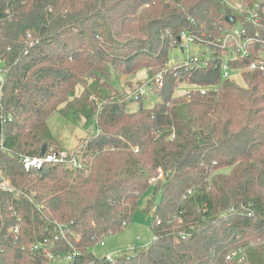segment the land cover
I'll list each match as a JSON object with an SVG mask.
<instances>
[{"label": "trees", "instance_id": "1", "mask_svg": "<svg viewBox=\"0 0 264 264\" xmlns=\"http://www.w3.org/2000/svg\"><path fill=\"white\" fill-rule=\"evenodd\" d=\"M228 14L242 17L223 0H0V183H9L0 186V264L66 254L68 264H102L94 246L149 191L143 210L156 239L114 264H264V74L236 82L213 66L181 79L170 70L154 104L133 110L115 84L165 68V29L214 38L231 26ZM181 81L214 89L175 94ZM56 113L96 125L69 152L82 167L25 168L42 147L66 150L49 122ZM237 250L241 261L230 258Z\"/></svg>", "mask_w": 264, "mask_h": 264}, {"label": "built area", "instance_id": "2", "mask_svg": "<svg viewBox=\"0 0 264 264\" xmlns=\"http://www.w3.org/2000/svg\"><path fill=\"white\" fill-rule=\"evenodd\" d=\"M223 1L242 13V17L239 19L233 15L236 19L235 23L222 28L219 35L214 38L203 37V34L197 35L188 30H182L175 36L169 29H165L161 36L162 39L166 38L169 43V54L165 68L148 78L144 85L132 93L126 94L124 98L131 100V102H137L139 105L143 96L146 97L148 93H153L154 86L162 87L164 76L170 70H172L173 76L181 79L182 74L190 75L193 72L213 66L217 68L221 81L232 80L236 82L242 81L244 71H257L264 74V19L261 18L264 7L258 9L259 4L250 6L243 0ZM191 20L193 21V19ZM171 53L172 56H170ZM238 78L240 81L237 80ZM181 84L188 87L185 92L180 94L189 93L192 89H198L201 94H206L209 89H214V85L211 84L201 87L187 84L186 81H181ZM66 161L69 162L71 168L80 169L82 167L81 161L74 155L69 157V152L66 150L60 153H44L43 156L25 157L24 166L29 168L30 166H40L44 162ZM161 175L160 172L159 176ZM0 186L6 188L9 187V183L3 180ZM188 193L191 194V191ZM155 220L157 223L160 221L158 216ZM14 230L17 231V228ZM186 236L187 234L181 233L176 240L180 242ZM151 237L150 242L155 241L156 237L154 235ZM104 239L99 240L97 244L103 245ZM135 247L118 251L114 257L110 254L104 255L102 264H114L119 256L132 251ZM55 257L70 261L73 254ZM230 258L241 261L240 251H234Z\"/></svg>", "mask_w": 264, "mask_h": 264}, {"label": "rangeland", "instance_id": "3", "mask_svg": "<svg viewBox=\"0 0 264 264\" xmlns=\"http://www.w3.org/2000/svg\"><path fill=\"white\" fill-rule=\"evenodd\" d=\"M178 54L180 52H177ZM172 56V53L170 54ZM148 80L147 70H140L133 75L120 76L116 81V85L120 90V93L124 96L132 93L138 87L144 85ZM240 81V79H237ZM188 86L181 84L176 87L175 94L185 92ZM144 105H152L157 100L154 93L150 92L147 96L142 98ZM138 107L137 102L128 104V108L136 109ZM50 125L54 132L60 137L61 143L66 149V152H73L77 150L82 141L87 138L92 132L96 131L95 123H91L88 126L76 125L68 123L61 115L54 114L50 120ZM151 192H147L141 196L139 207L133 213L131 220L120 231L112 235L107 236L104 239V244H97L94 246L93 252L98 257L110 254L113 257L117 255L118 251L128 249L135 246H148L151 241L150 223L152 216L150 212L143 210L145 201L150 197ZM160 199V192L155 195V202ZM69 261L65 258L55 257L51 264H68Z\"/></svg>", "mask_w": 264, "mask_h": 264}, {"label": "water", "instance_id": "4", "mask_svg": "<svg viewBox=\"0 0 264 264\" xmlns=\"http://www.w3.org/2000/svg\"><path fill=\"white\" fill-rule=\"evenodd\" d=\"M225 20L227 21V22H229V23H235V21H236V19H235V17L233 16V15H230V14H228V15H226L225 16ZM0 130H1V121H0ZM44 147H42L41 148V151H40V156H43L44 155Z\"/></svg>", "mask_w": 264, "mask_h": 264}]
</instances>
